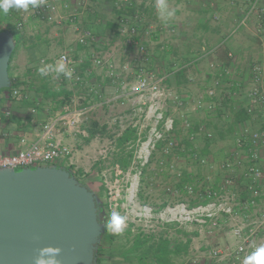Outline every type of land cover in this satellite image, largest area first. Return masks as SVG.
<instances>
[{
  "label": "crops",
  "instance_id": "0c3cea01",
  "mask_svg": "<svg viewBox=\"0 0 264 264\" xmlns=\"http://www.w3.org/2000/svg\"><path fill=\"white\" fill-rule=\"evenodd\" d=\"M54 1L56 8L50 14L54 18L63 17L62 23L48 20L31 6L27 10L15 9L18 17L15 19L27 20L29 29L17 28L21 36L10 73L18 84L15 90L19 95L3 94L0 153H14L41 140L47 123L66 116L76 107L93 108L105 103L103 97L116 101L130 96L139 99L128 92L127 86L135 79L140 63V44L148 48L147 68L156 62L164 86L179 101L183 100L179 104L169 99L176 108L192 103L185 106L188 114L202 111L206 118L208 112L209 122L214 121L213 116L219 117L222 125L214 123L217 134L221 139L233 136L236 147L234 133H240L244 125L252 121L245 110L247 91L251 86L250 68L264 56V18L258 10L245 25L238 26L252 0H166L169 8L175 10L167 24L157 15L156 0ZM259 6L264 8V0H260ZM73 14L76 23L70 20ZM124 26L130 30L134 28L136 32L124 33ZM79 28L91 31L94 38L80 43ZM62 53L69 55L79 80L74 74L71 78L55 72L43 77L39 74L40 67L57 65ZM96 57L112 62L117 76L110 77L106 65L98 64ZM189 81L195 84L186 87ZM209 89L215 90L214 96L208 94ZM88 121L80 132L57 122L52 140L73 150L78 147V144L73 145L74 140L83 138L85 142H91L94 137L86 140ZM253 123L254 120L252 126L258 125L257 120ZM72 156L55 160V164L74 165ZM229 156L231 152L227 158ZM259 164L263 169L259 186L263 190L264 147L260 148ZM247 165L245 159L243 165L229 170V176L241 179ZM239 195L243 199L246 197L243 191ZM248 201L247 206L252 208L255 204H248ZM243 235L251 236L253 241L257 234L250 228ZM231 255L233 251L225 253L219 263L213 261L211 264H239L231 259Z\"/></svg>",
  "mask_w": 264,
  "mask_h": 264
},
{
  "label": "rangeland",
  "instance_id": "374dc122",
  "mask_svg": "<svg viewBox=\"0 0 264 264\" xmlns=\"http://www.w3.org/2000/svg\"><path fill=\"white\" fill-rule=\"evenodd\" d=\"M14 23L17 25L18 19L14 18ZM23 28L29 29L27 20L24 21ZM148 70L153 72L154 77L162 74L156 62L151 64ZM186 84V87H188L189 84L195 83L194 81L193 83L189 81ZM167 85L171 86V83H167ZM201 93H204V91H201ZM110 98L103 97V100H106L105 103L95 105L91 110L89 119V121H96L99 127L107 125V130H109L110 134H119L128 124L135 123L139 127V133L143 136V139H148L152 134L153 128L158 125L157 117L159 113L165 116V119L167 117L174 119L173 130L166 133L165 140L167 143L169 139H173L176 143L170 153L166 154L164 151L166 143L161 149L152 148L151 153L154 150L155 152L143 176L141 170L136 169L138 161H134V170L130 176H135L137 173L138 186L135 203L131 204L127 203L124 196L120 197L117 195L118 189H121L122 195L126 194L128 171L120 177H116V167L112 165V157L110 155L114 148L112 138L107 134H98L89 143L85 142L83 138L74 140L75 144L73 145L78 144V147L74 149V155L71 160L77 169L79 168L86 173L82 177V182L95 191L100 201L109 202L110 214L115 211L127 217L125 229L133 223L132 229L134 233L137 227H144L147 232V228L144 226L145 222L135 217L138 213L144 214V210L147 208L151 210L150 214L152 215L149 223H153L156 231H159L161 225L157 219L162 214H165L168 206L175 207L180 205V208L184 206L187 212L181 213L184 218L182 217L183 215L179 216V224L177 222L173 223H177L178 228L189 232L198 231L199 234L193 236L190 254L187 257L180 258L178 264H194L196 262L211 264L213 261L214 263H219L224 259L225 253L232 252L234 248L241 244V239L235 234L236 230L239 229L242 233L249 231L250 228L254 229L257 235L255 239L253 238V243L256 246L264 244V199L261 201L256 200L257 202L252 208L247 206V200L239 195L240 192L245 191L244 189L247 188L248 180L245 177L241 179L233 178V184L226 185V178L231 172L224 169L222 164L225 162L228 153L234 152L236 147L233 146V136L221 139L217 134L214 123L215 125L222 123L219 117L213 116L215 118L214 121L209 122L208 112L207 119L205 118L206 114L202 111L188 114L185 109L187 104L183 108L181 107L183 105L180 106L181 108H176V104H173L170 100L162 102L161 109L151 113L152 102L144 104L134 96L126 97L119 101ZM196 120H199V122H196ZM176 122L177 125L175 127L174 124ZM188 123L190 126L187 125ZM195 123H198V125H195ZM253 124H255V121ZM196 126L203 127L204 130H194ZM252 127H256V125ZM238 134L239 131H237V134L234 133L236 137ZM185 139L191 140V148L194 149V153L188 151L189 147L186 146ZM208 139H210V144L205 149ZM239 153L242 154L243 152L240 151ZM150 157L151 154L148 160L142 161L141 164L148 162ZM201 159L205 161L202 162ZM49 163L55 164L56 161ZM186 172L193 175V184H187L188 195L183 197L184 201H181L180 198L182 196L179 192L178 184ZM116 179H119V181ZM217 183H222L219 190H221L223 195H233V202L236 203L234 206L238 209L235 208L232 213L217 209L208 222H205V214L202 212L189 214V212L199 206L206 207V205L188 206L189 199L197 196L194 193V188L199 191L203 188L211 189ZM104 187L107 188V192L104 191ZM261 187L258 198L264 197V189L262 190ZM141 194L143 197L140 196ZM164 203L166 204L162 207ZM171 233L173 234L174 230H171ZM122 236L124 237V234ZM132 238L133 235L128 239L132 240ZM124 242H126L125 238L119 240V243ZM215 249L220 250V255L222 256L211 257L210 253ZM242 258L243 255H236L234 252L231 255V259L239 264Z\"/></svg>",
  "mask_w": 264,
  "mask_h": 264
},
{
  "label": "built area",
  "instance_id": "2783aa9c",
  "mask_svg": "<svg viewBox=\"0 0 264 264\" xmlns=\"http://www.w3.org/2000/svg\"><path fill=\"white\" fill-rule=\"evenodd\" d=\"M260 0H252L249 10L241 19L238 26L245 25L247 20L252 16V14L258 10V12L264 18V8L260 6ZM56 4L54 0H43V3L40 4L39 7H36V12L38 14H43L48 20L56 21L57 23H62L63 17L54 18L50 14L51 11L55 10ZM70 20L72 23H76V16L75 14L71 15ZM24 24V19L19 18L17 23V28H22ZM78 29V28H77ZM80 29V28H79ZM122 31L124 33H135L136 29L128 27H123ZM94 36L91 31L86 29H80V35L78 37V41L80 43H87L89 39H93ZM139 50V61L140 63L137 65V71L135 75V79L130 82L127 86V90L130 94L138 96L142 103L152 102L150 107V112L154 113L156 110L161 109L162 102L166 100H174L179 104H182V101H179L178 97H176L173 92L167 89L163 84V79L158 77H154L152 71H149L146 66V61L148 59V48L144 44H140L138 47ZM64 58V63L66 64L69 69L73 70V74L76 76V79L79 80L80 77L77 75V71L72 66V61L67 53H62L58 60L60 61L61 58ZM141 60L143 63H141ZM95 61L98 64L106 65L107 73L110 77H116L117 72L115 66L112 62L103 60L99 57H96ZM249 82L251 84L250 88L247 91V104L245 106V110L247 115L252 119V121H256L258 125L256 127H252V121L247 122L238 136L236 137V149L234 152L231 153L225 162L222 164V167L226 170H231L235 167H239L244 164L245 159L248 162L246 166V172L244 173V177L248 180L247 187L251 192L252 201L251 204H255V198L260 196V186L259 180L262 176V167L259 164L260 161V148L264 147V56L260 59L255 61L249 73ZM208 94L210 96H214L215 90L209 89ZM13 95H19L18 90H13ZM92 108L81 107V108H74L70 113L66 116H61L60 118L54 119L52 122L47 123L44 126V135L41 140L36 141L28 145L27 147L10 154L0 153V168H14V169H21L24 167H35L41 164H47L49 162L62 159L65 157H71L74 153L72 147L68 145H61L56 143L53 139L54 131H55V124L59 121L63 122L69 127L76 129L78 132L81 131L82 125H84L90 119V113ZM163 116L161 113L158 114L157 123L153 128L152 134L148 137L150 142L147 143V139L145 141H141L138 149L135 152V159L140 161H147L150 154L151 149L155 148V142L158 140H166V133H169L173 130V118H166L164 120L163 126L160 127L159 124L161 123ZM190 126V124H187ZM160 127V128H159ZM200 131H203L204 128L200 127ZM146 144V145H145ZM176 145L173 139H169L165 145V153L169 154L171 149L174 148ZM145 146V148H144ZM242 151L243 153H239ZM204 162V159H201ZM134 167H130L128 169V178H127V188L126 194H121V189H118L117 195L120 197H125L127 203H135V199L137 197V173L135 176L132 175ZM116 177H120L123 172L117 166L116 167ZM232 176H227L226 178V185L232 184ZM119 181V179H116ZM136 182V188L133 192L134 183ZM216 198L214 201H210L206 207L199 206L195 208L190 213H199L202 212L205 216L212 217L215 214L217 209L224 211L226 213H232L235 210V204L233 195L226 196L223 194L214 193ZM249 204V203H248ZM180 205L175 207L168 206L167 211L165 214H162L159 220V224L163 225L166 222H180L179 216L181 217V213L174 212L175 209H179ZM184 212H187L185 207H182ZM151 210L145 208L144 214H137L135 217L139 218L140 221H144V226L147 228V232L156 231L154 228L153 223H149L152 219V215L150 214ZM183 212V213H184ZM144 217V218H143ZM144 229V227H143ZM144 231H146L144 229ZM236 236L241 239V244H239L236 248H234L233 252L236 255H243V259L247 256L250 252H252L255 247H257L253 241L250 239L251 236H244L242 231L236 230ZM211 257H220V250H213L211 253ZM225 255V254H224ZM195 264H201L196 262Z\"/></svg>",
  "mask_w": 264,
  "mask_h": 264
},
{
  "label": "water",
  "instance_id": "95a60500",
  "mask_svg": "<svg viewBox=\"0 0 264 264\" xmlns=\"http://www.w3.org/2000/svg\"><path fill=\"white\" fill-rule=\"evenodd\" d=\"M15 47L13 33L0 30V104L1 89L12 84ZM99 204L95 191L63 166L0 168V264H35L47 248L60 250L59 264H97Z\"/></svg>",
  "mask_w": 264,
  "mask_h": 264
},
{
  "label": "trees",
  "instance_id": "16d2710c",
  "mask_svg": "<svg viewBox=\"0 0 264 264\" xmlns=\"http://www.w3.org/2000/svg\"><path fill=\"white\" fill-rule=\"evenodd\" d=\"M16 16L17 15L15 13V8L11 9L8 14L0 12V30H10L13 33L16 41L15 50L13 51L9 61V75L12 84L9 88L1 89V102L5 99V97H3V94L8 92V95L12 94L13 90H15L18 86V84L13 81L10 73V64L17 49L18 40L21 36L20 31L17 29V25L14 23V18H18ZM164 120L165 116H163V119L159 124L160 127L163 126ZM176 125L177 122L174 124V126L176 127ZM198 129H200V126H197L194 130ZM86 130L89 134L86 139L87 141H90L97 134H107L112 138L114 148L110 153L112 157L111 163L114 167L118 166L123 173L127 172L128 169L134 164V161L136 160L135 152L138 149L140 142L146 140V138L143 139V136L139 133V127L132 124L127 126L119 134H110L109 130H107V125L99 127V124L96 121L90 120L86 125ZM185 142L186 146L189 147L188 151L194 153V149L191 148V140L185 139ZM165 143V140L156 141L155 149L163 148ZM209 144L210 139L207 140L204 148L207 149L209 147ZM154 152L155 150L151 153L150 160L143 165L141 164L142 161L137 160L138 163L136 165V169L141 170L142 176L146 172V168L151 162ZM59 166H63L64 168L68 169L81 182L83 180L82 177L86 175L83 170L77 169L73 164H60ZM189 183L193 184V175L186 172L183 175L181 182L178 184V189L182 196V198H180L181 201H184L183 197L188 195L187 184ZM221 184L217 183L211 189L203 188L200 191L197 188H194V193L197 196L195 198L189 199L188 206L194 207L197 205H207L210 201H213V199L216 198V195H214V193H217V195L222 194L221 190H219L222 186ZM90 189L92 188L90 187ZM244 190L245 191L243 192L246 194V197L244 198L249 200L248 202L249 204H251V192L248 187ZM104 191H108L106 187H104ZM140 196L143 197L142 194ZM257 199L258 197L255 198V200ZM165 204L166 203H164L162 207L165 206ZM99 205L101 208L100 220L102 225H104V222L110 216L109 202L100 201ZM204 219L205 222H208L211 217L204 215ZM177 223L174 224L173 222H166L160 226L159 231L152 232H146L142 227H137L135 233L132 229L134 226V224L132 223L123 232L124 237L122 236L123 234H112L106 231L103 227L101 242L96 252L97 264H178V260L180 258L187 257L190 254L193 236H197L199 233L198 231L189 232L185 229L178 228ZM171 230H174L173 234L171 233ZM131 235H133L132 240L128 239ZM123 238H125L126 242L119 243V240Z\"/></svg>",
  "mask_w": 264,
  "mask_h": 264
},
{
  "label": "clouds",
  "instance_id": "9594fccd",
  "mask_svg": "<svg viewBox=\"0 0 264 264\" xmlns=\"http://www.w3.org/2000/svg\"><path fill=\"white\" fill-rule=\"evenodd\" d=\"M43 3V0H0V12L8 14V12L15 9L27 10L29 6L36 8ZM156 11L158 17L165 23L171 20L175 15V10L170 9L166 0H156ZM39 74L47 76L49 72H55L57 75L64 74L66 77L71 78L73 70L69 69L64 63V58L57 63V65H46L38 69ZM127 217L118 212H111L110 216L104 222V229L112 234H123L126 227ZM59 249H41L35 257V264H59L58 256ZM243 264H264V244H261L250 252L243 259Z\"/></svg>",
  "mask_w": 264,
  "mask_h": 264
},
{
  "label": "bare ground",
  "instance_id": "6f19581e",
  "mask_svg": "<svg viewBox=\"0 0 264 264\" xmlns=\"http://www.w3.org/2000/svg\"><path fill=\"white\" fill-rule=\"evenodd\" d=\"M146 145V144H145ZM144 148H145V146H144ZM135 188H136V182L134 183V187H133V192L135 191ZM135 210V209H134ZM180 212V213H183L184 212V209L183 208H179V209H175V211L174 212ZM137 213V212H136ZM183 215V214H182ZM183 218H184V215L182 216Z\"/></svg>",
  "mask_w": 264,
  "mask_h": 264
}]
</instances>
